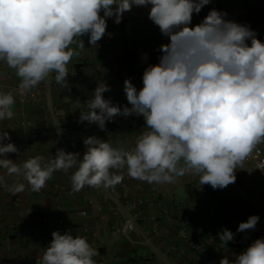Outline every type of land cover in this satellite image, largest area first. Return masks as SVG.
I'll return each mask as SVG.
<instances>
[{
  "label": "clouds",
  "instance_id": "obj_1",
  "mask_svg": "<svg viewBox=\"0 0 264 264\" xmlns=\"http://www.w3.org/2000/svg\"><path fill=\"white\" fill-rule=\"evenodd\" d=\"M211 0H0V62L19 78L16 94L23 95L54 73L66 87L68 65L79 56L76 38L87 35L97 46L106 34L107 19L122 21L133 6L149 7L148 18L169 43L162 44L157 64L142 75L139 90L125 79L128 105L114 104L104 93L110 87L101 80L84 103L79 121L105 130L116 117H143L146 130L131 148L114 146L97 136L84 138L85 152L57 149L46 160L37 155L17 163L8 158L19 153L7 131L0 132V170L21 177L28 188L39 192L57 171L71 175L73 192L85 186L114 188L126 169L130 178L148 184H173L178 178L196 175L200 185L223 189L235 183L256 146L264 143V42L247 24L226 19L227 13L211 9L202 22L191 26ZM101 12L103 15H101ZM250 41V44H249ZM77 47L84 48L80 39ZM147 59V56L144 57ZM16 103L13 91H0V121L12 119ZM0 186L13 194L25 183ZM260 217L240 222L237 232L254 230ZM52 240L36 264H97L98 250L86 237L70 231L52 232ZM226 246L234 240L227 228L217 233ZM219 264H264V238Z\"/></svg>",
  "mask_w": 264,
  "mask_h": 264
},
{
  "label": "crops",
  "instance_id": "obj_2",
  "mask_svg": "<svg viewBox=\"0 0 264 264\" xmlns=\"http://www.w3.org/2000/svg\"><path fill=\"white\" fill-rule=\"evenodd\" d=\"M205 8L208 12L213 8L226 12V19L249 25L257 33V38L264 42V0H211ZM149 9L150 6H133L131 11L123 14L119 24L114 23V17L108 18L106 34L100 40L109 41L107 50H99L89 44L87 35L76 38L77 43L70 47L77 48L80 55L74 56L67 66L69 75L66 78V87L56 83L54 73L41 82L40 107L31 104L22 105L16 101L13 106L14 117L0 121V132L9 133L11 142L17 146L20 153L8 154L9 159L21 163L40 155L49 160L55 156L57 149L61 148L67 152L80 153L82 157L84 152L80 150L79 143L83 142L84 138L94 135L95 124H89L87 121L72 124L70 118L71 116L79 118L80 112L85 110L84 103L91 98L99 79L110 87V91L105 92L104 97L110 98L114 104L125 106L128 104L125 103L127 99L123 91V78L129 73H136L139 68L145 69L159 62V58L152 57L148 52V42L161 35L159 27L148 18ZM203 19L193 14L191 26L199 24ZM134 33L138 35L136 43L131 41ZM80 39L84 44L82 50L77 47ZM145 56L147 59L144 58ZM113 64L118 65L117 70L113 69ZM18 82L19 78L14 70L0 62V91L14 92ZM142 87L143 84L140 88ZM22 121H28L30 124L21 126ZM79 133L82 135L79 136ZM100 137L117 147L121 142L124 147H131L127 129L113 136L100 131ZM74 171L75 169L55 172L43 189L33 192L21 177H9L0 170V174L5 175L6 184L11 185L19 181L26 185L23 192L16 194L8 191L7 187L0 186V264H36L37 259L50 244L53 231H59L61 234L70 231L75 237L85 229L89 230V243L95 242L104 257L102 260L97 256L94 257L97 264H157L156 260H150L147 256L150 246L146 244V239L150 243L153 242L164 256L167 255L165 247L175 244L177 251L172 261L174 264H185L181 260L191 259L193 253L188 245L180 240L183 234L181 218L186 220L185 229L189 231L191 237L206 236L197 232L194 225L198 222L209 223L211 218H205L192 210L179 212L177 208L180 199L198 196L196 188L187 186L190 194L182 198L178 194V188L183 186V183L179 181L178 184L173 185L172 199L166 200L164 204L130 211V204L134 198L141 195L148 196L146 185L143 186L141 193L135 187L136 181L131 180L128 189L117 193L118 199L123 204V211L133 213L138 223V230L134 233L136 243L131 244L117 232V226L125 219L124 212L114 203L103 204L104 191L100 188L85 186L81 191L73 192L71 175ZM232 187L236 189L234 183ZM17 197L21 200L19 208L13 204ZM89 199L95 200L93 206L88 205ZM59 206L62 211L58 210ZM82 208H85L88 214L85 218L79 219L76 217V212ZM148 211L162 212L165 215L161 239H153L148 235L149 223L144 216ZM41 214L51 215L53 223L49 226L38 224ZM225 217L241 220L240 213L235 211V208H232ZM228 222L225 221V224H229ZM227 229L234 233V240L230 243L237 244L240 232H237L236 228L232 229V226ZM39 237L43 239L41 242L38 241ZM233 246L225 257L234 259L241 253Z\"/></svg>",
  "mask_w": 264,
  "mask_h": 264
},
{
  "label": "built area",
  "instance_id": "obj_3",
  "mask_svg": "<svg viewBox=\"0 0 264 264\" xmlns=\"http://www.w3.org/2000/svg\"><path fill=\"white\" fill-rule=\"evenodd\" d=\"M207 12L208 11L204 6L197 15L204 18L207 15ZM137 36V33L132 35L131 41L133 43L138 41ZM166 43H169V38L162 34L157 39L148 42L149 54L154 58H159L162 55L160 46ZM95 47L99 50H107L109 49V41H98L97 46ZM113 69L117 70L118 65L113 64ZM144 70V68H139L136 73L127 74L123 78V82L125 79L130 78L131 82L136 86V88H140L143 84L142 75ZM101 80L102 79H99V82ZM19 82L15 85L14 90L16 101L22 105L31 104L35 107H40V86L38 85L37 87L31 89V91L27 92L26 94L19 95L16 94ZM105 98L110 99L108 97ZM125 100L126 99H124V102ZM125 103L128 104V102ZM70 121L72 124H77L79 118H77V116H71ZM29 124L30 123L28 121L21 122V126L24 127L28 126ZM144 126L145 122L143 117L132 115L125 118L123 116H118L112 122L106 123L105 130H100L99 127L95 125L94 136L101 138L100 131H104L105 134L113 136L127 129L130 134L131 147H133L135 145L136 137L146 130ZM79 148L82 152H85L86 150L83 142L79 143ZM119 171L124 175L122 183L116 185L114 188L105 189L100 187V189L104 191V194H102V203L106 205L114 203L120 208V211H123V204L118 199L117 193L128 189V183L131 182V180L136 181L135 187L137 190L141 191V193L143 191V186L146 185L148 196L145 197L141 195L134 198L130 204V211L149 208L157 204H164L166 200L172 199L174 191L172 190L173 185L179 181H181L186 186L196 188V194H198V196L195 198L192 197L180 199L177 203L178 211L192 210L205 218H211V221L209 223H196L194 225L195 230L197 232L206 234V236L193 238L190 236L189 231L185 229L187 227L186 220L184 218L180 219V223H183V234L180 236V240L187 244L193 253L191 259L183 258V260H181L185 264H219L220 260L230 250L232 245H234L233 247H237L238 250L242 252L257 238H264V143L258 144L244 162L243 168L236 170V181L234 185L238 191V194L231 193L225 190V188L213 189L210 185L196 186L195 175H186L184 177L178 178L177 182L173 184L160 185L148 184L147 182L130 178L127 175L126 169ZM13 204L16 208H19L21 206L20 198L17 197ZM94 204L95 200L89 199L88 205L93 206ZM60 207L61 206L58 207V210L62 211ZM232 208H235V211H239L241 217L240 221L225 217L229 211L232 210ZM123 212L125 219L117 226V232L127 242L135 244L136 239L134 238V233L138 230L137 220L133 213H127L126 211ZM87 214L88 211L85 208H82L76 212V217L83 219L87 216ZM251 215H258L260 219L254 230L240 232V237L237 241V244H233V242L230 243L229 241L225 246L223 242L219 240L217 233L221 232L222 229L229 228L230 226H232V229H237L239 223L245 222ZM144 216L149 223L148 235L150 238L161 239L163 236L162 225L163 221L165 220V215L162 212L153 213L148 211ZM225 221H229V224H225ZM52 223L53 218L51 215L41 214L38 218V224L41 226H49ZM88 233L89 230L85 229L84 232L78 233L76 236L86 237L88 242H90ZM42 240L43 239L41 237L38 238L39 242ZM145 242L150 246L149 253L147 254L150 260H156L157 264H174L172 257L175 255V251H177V246L175 244L167 245L165 247L167 255L164 256L160 254V251L154 246L153 242L150 243L148 239H146ZM90 244L98 250L99 255L97 257L102 260L104 257L101 254L99 248L96 246V243L91 242Z\"/></svg>",
  "mask_w": 264,
  "mask_h": 264
},
{
  "label": "rangeland",
  "instance_id": "obj_4",
  "mask_svg": "<svg viewBox=\"0 0 264 264\" xmlns=\"http://www.w3.org/2000/svg\"><path fill=\"white\" fill-rule=\"evenodd\" d=\"M71 131H72V130H71ZM78 135L81 136L82 134L79 133ZM195 177H196L195 185L198 186V185H200V183H199V178H198V176H196V175H195ZM231 187H232V184H230L229 186H227V187L225 188V190H227V191H230V190H231L232 193H234V194H238L237 190H236V189H233V187H232V188H231ZM173 190H174V189H173ZM178 190H179L178 194H179L180 197H182V198H186V197H188V195L190 194V190H189V188H187V186L184 185V184H183V186H180V188H178Z\"/></svg>",
  "mask_w": 264,
  "mask_h": 264
}]
</instances>
